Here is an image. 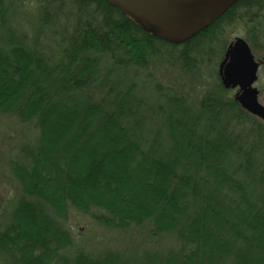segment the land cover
I'll list each match as a JSON object with an SVG mask.
<instances>
[{
	"label": "trees",
	"instance_id": "trees-1",
	"mask_svg": "<svg viewBox=\"0 0 264 264\" xmlns=\"http://www.w3.org/2000/svg\"><path fill=\"white\" fill-rule=\"evenodd\" d=\"M237 26L264 62V0H238L178 44L104 0H0V114L37 131L10 163L19 197L0 225V255L264 264V123L218 74ZM160 65L195 77L191 92L160 81ZM69 206L171 243L73 249Z\"/></svg>",
	"mask_w": 264,
	"mask_h": 264
},
{
	"label": "rangeland",
	"instance_id": "rangeland-1",
	"mask_svg": "<svg viewBox=\"0 0 264 264\" xmlns=\"http://www.w3.org/2000/svg\"><path fill=\"white\" fill-rule=\"evenodd\" d=\"M33 8V4L30 5ZM229 41L236 37L243 38V31L237 26L233 32H228ZM244 39V38H243ZM245 40V39H244ZM258 62L257 81L253 84L259 92L258 102L264 106V62L259 54L252 52ZM155 76L164 84H169L176 89L187 93L191 92V85L195 77L182 76L176 70L165 65L156 67ZM196 89H202L196 87ZM37 131L33 126H24L15 118L0 114V225L13 220V203L19 197L17 185L10 175V163L17 158L20 147L25 142H33ZM95 213H100L96 211ZM65 228L69 231L73 249L99 252L106 249L125 250L158 248L168 246L170 238L152 239L148 237L146 227H130L125 230H113L96 223L90 215L82 213L73 207H68ZM2 228V227H1ZM0 264H17L12 256L0 255Z\"/></svg>",
	"mask_w": 264,
	"mask_h": 264
},
{
	"label": "water",
	"instance_id": "water-1",
	"mask_svg": "<svg viewBox=\"0 0 264 264\" xmlns=\"http://www.w3.org/2000/svg\"><path fill=\"white\" fill-rule=\"evenodd\" d=\"M123 15L145 22L168 43H183L211 26L238 0H104ZM259 64L248 43L236 37L227 47L218 74L225 89L235 92V99L250 115L264 123V106L258 102Z\"/></svg>",
	"mask_w": 264,
	"mask_h": 264
},
{
	"label": "bare ground",
	"instance_id": "bare-ground-1",
	"mask_svg": "<svg viewBox=\"0 0 264 264\" xmlns=\"http://www.w3.org/2000/svg\"><path fill=\"white\" fill-rule=\"evenodd\" d=\"M107 228V227H106ZM110 229V228H109ZM114 230V229H113Z\"/></svg>",
	"mask_w": 264,
	"mask_h": 264
}]
</instances>
